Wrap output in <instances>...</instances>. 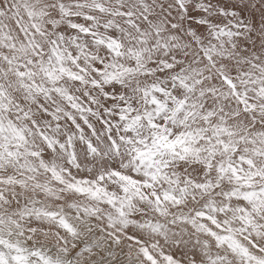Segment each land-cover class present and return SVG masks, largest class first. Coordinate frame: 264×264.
<instances>
[{"label":"snow or ice","instance_id":"1","mask_svg":"<svg viewBox=\"0 0 264 264\" xmlns=\"http://www.w3.org/2000/svg\"><path fill=\"white\" fill-rule=\"evenodd\" d=\"M0 264H264V0H0Z\"/></svg>","mask_w":264,"mask_h":264}]
</instances>
